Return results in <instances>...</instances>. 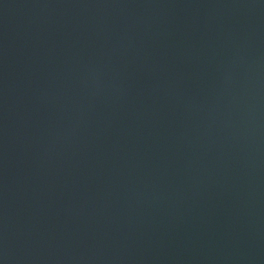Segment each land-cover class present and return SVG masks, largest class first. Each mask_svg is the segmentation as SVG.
Wrapping results in <instances>:
<instances>
[{
    "label": "water",
    "instance_id": "1",
    "mask_svg": "<svg viewBox=\"0 0 264 264\" xmlns=\"http://www.w3.org/2000/svg\"><path fill=\"white\" fill-rule=\"evenodd\" d=\"M0 264H264V0H0Z\"/></svg>",
    "mask_w": 264,
    "mask_h": 264
}]
</instances>
